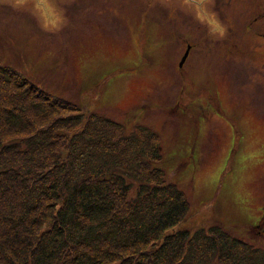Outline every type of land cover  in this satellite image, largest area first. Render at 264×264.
<instances>
[{"label": "rangeland", "instance_id": "374dc122", "mask_svg": "<svg viewBox=\"0 0 264 264\" xmlns=\"http://www.w3.org/2000/svg\"><path fill=\"white\" fill-rule=\"evenodd\" d=\"M249 13V0H0V60L151 127L190 202L179 229L219 224L264 249V222L249 228L264 218V80Z\"/></svg>", "mask_w": 264, "mask_h": 264}, {"label": "trees", "instance_id": "16d2710c", "mask_svg": "<svg viewBox=\"0 0 264 264\" xmlns=\"http://www.w3.org/2000/svg\"><path fill=\"white\" fill-rule=\"evenodd\" d=\"M90 108L0 60V264H264L222 225L179 229L160 135Z\"/></svg>", "mask_w": 264, "mask_h": 264}, {"label": "flooded vegetation", "instance_id": "af4514ba", "mask_svg": "<svg viewBox=\"0 0 264 264\" xmlns=\"http://www.w3.org/2000/svg\"><path fill=\"white\" fill-rule=\"evenodd\" d=\"M249 4L251 5V13L248 14L250 16L248 17V21L245 23L244 30L251 33L256 38L257 42L255 47L258 54L256 62V68L258 69V80H264V0H249ZM187 47V51L179 63V67L181 69L189 56L192 45L188 44ZM187 52L188 54L186 56Z\"/></svg>", "mask_w": 264, "mask_h": 264}, {"label": "water", "instance_id": "95a60500", "mask_svg": "<svg viewBox=\"0 0 264 264\" xmlns=\"http://www.w3.org/2000/svg\"><path fill=\"white\" fill-rule=\"evenodd\" d=\"M189 50V49H188ZM187 54H188V52L186 53V56H187ZM186 58V57H185ZM185 58H184V60H185Z\"/></svg>", "mask_w": 264, "mask_h": 264}]
</instances>
